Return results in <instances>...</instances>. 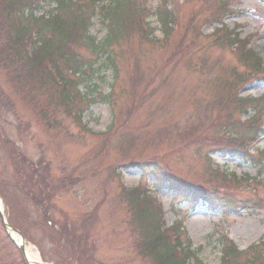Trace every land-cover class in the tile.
Here are the masks:
<instances>
[{"label": "rangeland", "instance_id": "1", "mask_svg": "<svg viewBox=\"0 0 264 264\" xmlns=\"http://www.w3.org/2000/svg\"><path fill=\"white\" fill-rule=\"evenodd\" d=\"M123 1H128L124 2L123 12L137 21L136 10L143 0ZM216 1L234 4L233 11L238 15L225 23L229 29L238 25L240 38L253 37L246 49L253 50L264 64L262 0ZM162 3L174 17V29L171 28L168 41L162 46L146 45L149 41H145L132 24V28L108 48L113 66L101 55L99 67L92 68L93 72L88 74L81 88L89 98L96 97L97 93L108 97V101L102 102L92 98L97 102L82 115V125L77 124L75 117H67L56 102L46 108L45 96L33 92V76L28 79L20 74L19 69L23 68H16L19 71L12 75L10 69L0 65V211L44 264H59V260L60 264H152L141 255L139 234L134 230L136 215L133 216L126 196L127 190L138 185L152 191L163 209L165 227L184 221L185 235L198 259L193 264H219L222 242L226 238L240 251L264 240V209L253 210L247 203L255 194L264 197V170L257 174V168L249 163L218 153L211 155L214 164L226 173L237 177L259 175L263 181L256 192L241 184L231 187L232 193L226 197L241 204L244 210L225 217L219 210L203 204H198L194 210L186 203L173 205L170 189H156L154 180L150 176L143 179L138 168L124 170L120 167L126 160L161 158L159 166L170 176L182 178L186 183L204 182L206 164L202 153L207 148L195 141L187 143L184 138L194 135L197 124L202 121L207 124L230 99L234 90L229 96L225 94L223 100L221 94L224 85L231 86L236 81L238 76L235 78L233 71L240 74L250 71L239 64L237 56L224 49L226 47L215 48L206 41H198L199 54L209 67L206 72L198 74L187 68V63L179 61L175 42L178 44L187 34L190 19H195V27L203 24L201 17L213 11V0H144L143 7L146 5L152 10L147 22L153 31L148 39L157 41L165 35L159 18L153 13L158 4L163 7ZM47 10L44 7L36 15ZM6 14L0 4V18L4 19V25L0 19L2 41L7 29L4 27L7 26ZM141 16L144 18L143 14ZM204 23L208 24L205 35L212 33L210 21ZM105 24L99 16L93 19L89 34L96 42L105 36ZM182 46L189 52L186 42ZM74 49L82 58L94 59L90 49L80 45ZM173 54L175 58L171 59ZM167 71L169 74L161 83L152 81L153 74ZM91 91L94 92L90 94ZM263 93V83H254L242 90L241 97H259ZM3 97L9 102L7 106ZM129 111L128 126L119 128L122 120L130 115ZM204 130V136H210V130ZM183 131L187 132L181 139ZM216 131L212 134L214 137ZM257 146L264 151V139ZM126 152L129 156L123 160ZM27 164L34 168L35 177L41 179L47 189L32 190L27 181L22 182L14 173L16 169L19 174L28 175ZM148 170L147 166L143 168L147 173ZM41 206L48 209L46 212H50L51 221L56 225L64 227L66 224L69 232L80 236L82 246L72 249V244L58 240V231L47 232L43 227L47 220L40 214ZM181 231L179 228V233ZM19 256L0 224V264H17Z\"/></svg>", "mask_w": 264, "mask_h": 264}, {"label": "trees", "instance_id": "2", "mask_svg": "<svg viewBox=\"0 0 264 264\" xmlns=\"http://www.w3.org/2000/svg\"><path fill=\"white\" fill-rule=\"evenodd\" d=\"M48 2L55 4V8L49 12L47 19H44L43 16L40 18H34L33 16L37 0H0L5 14L7 12L5 15L7 26H4L7 29L2 38L3 41L0 40V65L7 67L8 70L10 69L12 75L14 71L17 73L20 70V74L24 78L29 79L33 76L35 90L33 92H36L37 96H45L46 108H50L51 104L56 102L57 107L63 109L67 117L73 116L75 117L74 120L79 121L80 113L85 108L90 107L91 104H95L99 99L101 102L108 101V97H102L100 93H97L96 97H92L97 100L94 101L87 94H80L78 90L82 84L86 83L88 74L93 72L92 68L99 67L100 56L102 55V57L107 59L108 64L112 65L113 60L110 58L108 48L121 39L132 28V24L136 25L138 34L144 39L145 36L140 29L138 15L136 21L134 18H131V14L130 16L123 12L125 7L123 0H48ZM28 12L29 16L27 15ZM220 13L222 11L219 7L212 14L202 16L201 18L203 19L200 23H204L210 18H215L219 22V17H216V15ZM96 15H99L100 19L106 22L105 27L107 28L105 36L98 42L88 34L92 26L91 20ZM157 16L165 33L164 39L168 40L174 17L165 8L158 10ZM0 19L2 25H4V19ZM187 27H189L187 34L179 40L178 44L176 42L174 44V48H177L175 53H184V49L182 48L184 42H186L188 48V46H192L199 39L200 34L198 26L195 27V19L190 20ZM32 29H36V39L34 41L31 39L30 34ZM231 35V32L225 30V39L230 40L229 46H233L234 43L237 44L234 55L237 56L238 63L250 71H244L241 74L233 71L235 78L238 77L231 86H228V84L224 85L225 89L223 90V94H221V100L225 99L227 95L229 96V93L233 91L236 85L243 84L246 80H249L252 76L250 73L259 72V77H263L262 79L264 80V68L260 66V59L254 53L245 50L243 42L231 39ZM0 36L2 35L0 34ZM215 37L217 40H214V42L217 43L221 40L220 37ZM78 45L90 49L94 53V59L90 61L89 59L82 58L74 49ZM173 57H175V54L172 55ZM202 63L203 66H206L205 70L209 69L205 60ZM16 68L23 69L18 70ZM55 80H58V82ZM94 91H91L90 94ZM233 93L234 91L231 93L230 99L224 102L226 106L230 105L229 108L227 106L229 116L225 114L227 119L224 122H222L221 117L217 120V116L215 119V121L217 120V126L222 127L224 130L230 129V123L233 120L229 117L233 109L242 111L248 103H254L256 108L264 105V96L258 101L236 100ZM3 98L7 106L9 102L5 97ZM32 106L35 108V105ZM74 113L75 116L73 115ZM204 125L203 121L200 125L197 124L192 136H185L187 131H183L181 137H179L182 139L185 136L184 139L187 140V143L195 141L198 144H202L203 142L209 144L210 142L206 139L200 140L201 137L198 135L201 129L204 128ZM246 126L254 128L252 123ZM218 140H214L213 144L220 150L231 152L234 154L233 156L241 159L245 156L241 149L232 151V148H236V146L221 144ZM128 156L129 154L126 152V154L122 155V159L126 160ZM160 161L161 158L139 159L138 161L133 159L126 160L123 165L138 167L140 170H143L147 165L149 167V174L153 175L157 186L161 187L165 182L169 183V178L157 166ZM152 163L154 166H152ZM27 168L29 169L28 175H22L19 174L20 171L13 170L14 173L19 175L22 182H28L32 190L36 187L47 189L48 186L41 179L35 177L34 168L29 164H27ZM210 179L213 183H216V185L210 184V188L215 193L219 189H227L230 184L227 177H219L217 174H212ZM16 187L19 188V185ZM169 187L175 191V195L178 198H199L197 190L191 192L183 191L181 187L170 183ZM145 194V192L141 193L137 189L127 191L126 194L129 200V208L133 211V216L134 214L136 215V217L134 216V230L139 234L140 244L138 246L141 255L148 258L152 264H185L183 258L176 255L175 246L172 245L168 233L161 231L159 224L161 221L160 211L152 206V202ZM200 197L206 198L205 195H200ZM256 205L260 206L257 208L264 206L262 203ZM41 208L40 214L42 217L44 216L43 220H47V223L43 225L47 232L53 234L54 230L58 231V240L64 239L70 246L72 244V249L82 246L83 239L80 236H76L73 231L69 232L66 224L64 227L56 225L54 220L51 221L50 212H46L48 209L45 206H41ZM223 208H225V205ZM175 245L179 246L178 243ZM222 246L221 264H264V241H259L258 244L251 246L245 252H238L233 245L225 240ZM186 255V258L192 256L189 251L186 252ZM16 263L24 264L21 256L18 257ZM58 263L60 264V260Z\"/></svg>", "mask_w": 264, "mask_h": 264}, {"label": "bare ground", "instance_id": "3", "mask_svg": "<svg viewBox=\"0 0 264 264\" xmlns=\"http://www.w3.org/2000/svg\"><path fill=\"white\" fill-rule=\"evenodd\" d=\"M12 238L14 239V241L16 243H18V244L21 243L18 236L12 234ZM24 254H25V257L27 258L29 264H40V260L38 259L37 254L33 253L31 248L27 247V245H26V248L24 250Z\"/></svg>", "mask_w": 264, "mask_h": 264}, {"label": "water", "instance_id": "4", "mask_svg": "<svg viewBox=\"0 0 264 264\" xmlns=\"http://www.w3.org/2000/svg\"><path fill=\"white\" fill-rule=\"evenodd\" d=\"M0 220H1V223H2L3 227H4L8 232L13 233V234H16V235L21 239V241H22V237L20 236V234H19L16 230L11 229V228H9V227L6 225L5 220H4V217H3V215H2L1 212H0ZM18 247H19L20 250L23 252V247H22L21 243H20V245H18Z\"/></svg>", "mask_w": 264, "mask_h": 264}]
</instances>
